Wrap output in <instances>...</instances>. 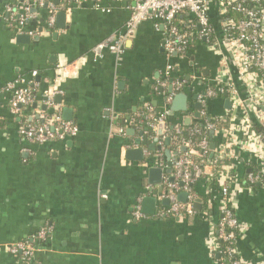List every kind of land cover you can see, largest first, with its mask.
I'll return each mask as SVG.
<instances>
[{"label":"crops","instance_id":"crops-1","mask_svg":"<svg viewBox=\"0 0 264 264\" xmlns=\"http://www.w3.org/2000/svg\"><path fill=\"white\" fill-rule=\"evenodd\" d=\"M20 3L0 0V264H22L8 249L26 240L35 248L33 264H217L215 227L225 180L213 178V166L204 167L192 189L200 211L193 210L191 217L168 215V182L154 196L148 191L147 168L166 169L165 153H170V160L174 153L151 137L144 118L148 108L168 115L171 104L165 96L174 82L182 84L178 94L186 96L187 106L168 115L167 129L202 121L196 98L220 80L244 96L215 4L209 2L216 49L193 40L184 56L168 57L163 47L165 30L158 23L145 21L125 37L130 0L101 1L100 7L88 0H60L53 5L65 12L67 28L54 27L50 33L41 29L46 10L36 9L25 31L39 35L24 45L17 43L18 35L8 27L4 10L6 6L19 9ZM108 36L124 40V55L117 61L105 51L94 60L91 50ZM32 72L39 78L30 85L32 101L14 116L6 85L19 78L28 81ZM57 78L53 106L48 108L44 98ZM166 82V90H161ZM226 100L223 94L207 101L208 115H228ZM55 113L62 119L70 117L67 121L77 127L75 137L45 144L20 137V127L45 122ZM143 138L146 144H138ZM237 139L232 154L237 157L238 179L229 194L238 222L235 252L241 264H264V186L243 183L248 157L254 155L263 163L264 153L252 138ZM220 140L210 134L215 148ZM135 149L141 151V161L125 157L127 150ZM154 159L160 164H153ZM169 179L174 184L179 181L174 168L164 175V180ZM149 197L154 204L143 212V199ZM138 202L144 217L137 221L132 215ZM46 227L52 228L51 235L38 240L37 232Z\"/></svg>","mask_w":264,"mask_h":264},{"label":"built area","instance_id":"built-area-1","mask_svg":"<svg viewBox=\"0 0 264 264\" xmlns=\"http://www.w3.org/2000/svg\"><path fill=\"white\" fill-rule=\"evenodd\" d=\"M88 1L93 2L96 7L101 6V1ZM130 2L131 13L124 26L125 37L132 36L139 25L145 21L158 23L165 30L163 47L168 57L172 55L184 56L192 40L203 41L206 48L216 49L215 32L209 16V2L215 4L221 24L222 38L245 94L242 96L237 88L222 80L219 81L220 83L207 86L204 92L196 98V102L201 106L199 116L204 119L201 130L220 137L221 140L214 150L221 157L235 161L237 157L232 154L233 144L238 142L237 138L240 136L252 138L261 153H264V0H130ZM19 6V9L10 6H6L4 9L7 25L14 30L16 35L26 33L30 38L39 35L36 31H25V25L33 18L32 10L36 11V9H45L47 12L46 19L41 24L42 31L48 33L53 31L58 8L50 0H23ZM229 14L232 15L228 16ZM183 17L186 18V21L179 23L177 19ZM123 41V39L108 36L93 47L92 58L97 60L105 51H108L116 56L117 61L120 60L125 53ZM169 72L170 67L166 69V74ZM36 76V73L32 72L28 81L19 78L6 85V90L11 94L10 112L14 116H19L22 109L30 105L32 101L30 85L33 84L32 80ZM58 78L61 79L60 74ZM58 78L52 82V89ZM170 86L172 92L165 96L168 106L182 89L180 82L171 83ZM160 88L161 90L166 88V83L161 84ZM56 92L57 90L53 89L46 96V107L53 106L51 99ZM223 94H226L230 102L229 114L222 117L209 116L206 102L221 97ZM144 118L148 122L151 137L158 141L159 146L164 143L165 139H169V142L176 146L172 152L174 157L171 163L179 181L174 184L163 180L164 184L167 183V199L170 203L167 213L172 217H191L195 200L191 187L195 183L196 175L204 167H212L209 160L201 161V164H198L197 158L204 159L207 156L210 151V143L206 138L198 143H194L190 139H183L181 136L182 125H176L172 130L174 133L169 135L166 112L153 113L148 108ZM221 123H227L226 128L216 130V126ZM161 124L165 127L162 131L158 129ZM256 129H259V132ZM159 131L161 135H159ZM77 132V127L72 122L63 120L59 113H55L50 120L26 124L19 129L20 137L34 144L63 141L66 138L75 137ZM196 149L200 151V155L195 151ZM255 160L256 163H253ZM153 164H160V160L154 159ZM246 164L254 165L257 170L255 174L250 169L246 170L245 179L248 186L263 185L264 162L262 163V160H257L254 155H250ZM233 167L236 169L234 164L225 167V174L219 176L224 178L225 183L220 189L219 219L215 232L217 240H220L225 246L218 248V254L222 256L217 259V264H241L235 252L236 235L234 232H237L238 222L234 216L229 196L230 186L238 179L237 174L232 175L229 172ZM248 170L250 172H247ZM181 193L187 194L186 203L177 200ZM132 216L137 221L144 217L139 202L136 204ZM51 233V227L42 228L37 232L36 238L46 240ZM8 251L11 255L18 257L22 264H33L35 248L27 240L12 244Z\"/></svg>","mask_w":264,"mask_h":264},{"label":"water","instance_id":"water-1","mask_svg":"<svg viewBox=\"0 0 264 264\" xmlns=\"http://www.w3.org/2000/svg\"><path fill=\"white\" fill-rule=\"evenodd\" d=\"M23 2V0H21V3ZM60 0H53V4L55 6L59 5ZM32 12H35V10H32ZM66 15L65 12L63 11H59L56 14V20H55V28L56 29H64L67 28L64 25V21H65ZM16 41L19 44H29L31 41V38L28 37L27 35H18L16 36ZM36 81H39V78H36ZM168 92L171 93L172 92V87L169 86L168 88ZM55 103L56 104H60L61 99L59 96H55L54 97ZM44 101H47V98H44ZM186 96L184 94H177L176 96H174L171 105H170V110L168 112V115H173L175 112H180V111H185L186 110ZM225 108L227 110H230V102L229 100H226L225 102ZM43 109H46L45 106H43ZM195 109L199 110L200 109V104H196L195 105ZM63 113H69L68 109H64ZM63 120L67 121L70 120L69 116H65L63 117ZM164 128V126L161 124L159 129ZM257 132H259V129H256ZM211 135H213V133H210ZM159 135H161V132L159 131ZM169 139H165L164 144L166 146L169 145ZM138 144H142L145 145L146 144V138H143V140L141 141V143L139 142ZM210 150H214L215 149V144L211 143L210 144ZM151 150H153V147H151ZM182 151H184V149H182ZM138 156V157H135ZM166 159H167V164H166V169H163L162 167H148L147 168V179H148V184L150 186V189H148V191L153 194L154 196L157 195L156 189H158L159 187L162 186L163 184V180H164V175L170 173L171 169H172V163L170 160V153L168 151H166L165 153ZM212 156V155H211ZM210 156V157H211ZM125 157L128 159L130 157H133L132 159L135 161H141L142 160V155H141V151L139 149H135V150H127L125 152ZM247 172H250V170H248ZM168 183H173V179H169ZM181 185V184H179ZM177 200L179 202L182 203H186L187 201V194L185 193H181L178 195ZM154 204V198H145L143 199V203H142V208H143V212L145 211V208H149V206H152ZM152 210V209H151ZM193 210L195 211H200V200H195L193 203ZM152 214V212H151Z\"/></svg>","mask_w":264,"mask_h":264},{"label":"trees","instance_id":"trees-1","mask_svg":"<svg viewBox=\"0 0 264 264\" xmlns=\"http://www.w3.org/2000/svg\"><path fill=\"white\" fill-rule=\"evenodd\" d=\"M98 1H106V0H98ZM232 14H229L228 16H231ZM193 40L190 42V45L192 44ZM189 45V46H190ZM168 86V82H166V88ZM166 88H164L166 90ZM33 91V90H32ZM157 92V90L155 91ZM226 119H227V116H226ZM48 120H50V118H48ZM203 118H202V121L199 119L198 121H195L194 123L190 124V125H182L181 128H182V138L183 139H190L191 141H193L194 143H198L200 140H202L203 138H206L207 141L210 143V132H204L202 131V125H203ZM227 126V123H221L220 125H217L216 126V130L218 129H222V128H226ZM176 127V126H174ZM173 129H169V135H172L174 132L172 131ZM199 131V133H198ZM223 141H224V138H223ZM176 146L172 143H170L168 145V149L170 151L173 152V149H175ZM196 152H198V154L200 155V151L198 149L195 150ZM212 155V156H211ZM211 156V157H210ZM209 160L213 166V170H214V176L213 178L215 180H218V177L220 175H224L225 174V171H224V168L227 167V166H233L234 164V159H229V158H226V157H221L219 156L217 153H216V150H210L208 151V154L207 156L204 158V159H201V158H197V162L198 164H201V161L204 162V161H207ZM245 169H250L252 171L253 174L257 173L256 171V167L252 164H246L245 165ZM230 174L232 175H235L236 174V169H234V167L232 169H230ZM203 173V171L200 172V174ZM262 184L264 186V176H262ZM198 181V178L196 179V182ZM243 183L245 184V186H248V182L246 179L243 180ZM194 186H196V183L194 185H192V189L194 188ZM249 187V186H248ZM254 187V186H253ZM206 202V201H205ZM205 208V204H204V207ZM184 217H188V216H184ZM234 234L237 236V232H234ZM219 243V246L220 248L224 247V243H222L220 240L218 241ZM217 255H218V258H220L222 255H219L218 252H217Z\"/></svg>","mask_w":264,"mask_h":264}]
</instances>
